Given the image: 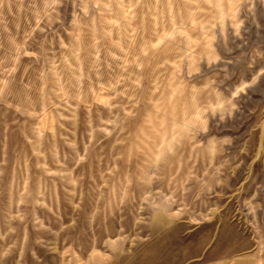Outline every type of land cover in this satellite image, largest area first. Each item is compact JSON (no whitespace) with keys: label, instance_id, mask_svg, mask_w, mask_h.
<instances>
[{"label":"rangeland","instance_id":"374dc122","mask_svg":"<svg viewBox=\"0 0 264 264\" xmlns=\"http://www.w3.org/2000/svg\"><path fill=\"white\" fill-rule=\"evenodd\" d=\"M0 264H264V0H0Z\"/></svg>","mask_w":264,"mask_h":264}]
</instances>
